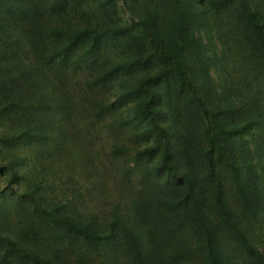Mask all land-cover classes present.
Returning <instances> with one entry per match:
<instances>
[{"label": "rangeland", "instance_id": "1", "mask_svg": "<svg viewBox=\"0 0 264 264\" xmlns=\"http://www.w3.org/2000/svg\"><path fill=\"white\" fill-rule=\"evenodd\" d=\"M53 1H0V131L15 135L9 141H0V262L3 243L11 239L53 263L124 264L127 260L115 236V212L122 216L128 213L127 218L138 211L146 212L149 188L161 181L154 179L146 184L144 172L159 157L136 161V151L151 146L154 133L136 118L137 96L128 94L131 88L127 86L159 67L131 63L126 56V38L121 36L109 40L105 55L110 59L109 66L121 64L120 74L109 80H94L89 69L61 71L50 59L56 42L52 29L61 25L67 30L85 23L121 26L157 13L160 31L177 38L178 12L185 9L206 52L203 66L188 55L191 77L198 94L211 106L231 109L221 115L229 123L244 119V105L235 91L242 77L235 33L222 22L223 16L209 8V0H182L180 4L173 0H73L60 16L50 9ZM18 7L30 15L43 11L38 14L43 18L38 22L28 16L19 19L9 12ZM164 90L158 88L157 93L165 95ZM96 101L108 106L100 118L91 115ZM169 115L166 101L161 98L160 118L166 127L171 125ZM236 147L237 162L243 165L249 183L250 168L261 175L262 164L254 156L252 144L250 151L242 152L241 142L236 140ZM249 163L253 166H245ZM223 175L232 210L251 241L264 253V218L259 214L250 219L243 214L230 175L226 170ZM21 204L32 213L30 217L21 212ZM37 205L46 210L47 220L36 217ZM63 214L89 224L101 234L113 230L110 249L94 251L74 237L60 238L61 228L52 220ZM33 224L38 225L42 236L33 230ZM230 254L241 263L242 255L237 250ZM26 260L14 257L3 263L31 264ZM204 261L203 256H194L190 263Z\"/></svg>", "mask_w": 264, "mask_h": 264}, {"label": "trees", "instance_id": "2", "mask_svg": "<svg viewBox=\"0 0 264 264\" xmlns=\"http://www.w3.org/2000/svg\"><path fill=\"white\" fill-rule=\"evenodd\" d=\"M72 1L54 0L50 9L60 16ZM181 1L173 0L176 4ZM208 6L223 16L222 22L235 33V48L240 53L237 61L242 77L235 91L244 105V119L232 123L221 118L230 108L211 106L198 94L188 55L203 66L206 52L185 9L178 12L177 38L160 31L157 13H148L138 22L121 26L85 23L67 30L61 25L52 29L56 42L50 59L54 68L61 71L89 69L94 80H109L120 74L121 64L109 66L110 59L105 55L109 40L121 36L126 38V56L131 63L159 67L155 73H147L127 86L131 88L128 94L137 96L136 118L154 133L153 144L136 151V161L159 157L144 172L146 184L154 179L161 181L149 188L151 197L146 212L138 211L128 218V213L122 216L115 212V236L127 260L124 264H191L194 256H203L204 264H264V253L251 241L230 206L223 175L224 170L230 175L243 214L250 219L259 214L264 218V189H260L264 185V0H209ZM9 12L19 19L32 17L34 22L43 18L38 15L43 12L40 10L31 15L23 7ZM158 88L165 89V95H159ZM161 98L170 111L169 127L160 118ZM92 108L91 115L97 118L108 110L104 101H96ZM14 136L0 131V141ZM236 140L241 142L242 152L253 148L254 156L262 164L261 175L250 168L249 183L243 165L237 162ZM173 179L176 183H172ZM35 209L36 217L43 218L40 221L47 220L43 207L37 205ZM21 212L27 217L32 215L23 204ZM48 222L61 228L60 238L74 237L94 251L110 249L109 242H113L109 240L113 230L101 234L89 224L64 214L55 215L52 223L49 219ZM37 224L32 228L41 235ZM3 248L0 264L14 257L27 259L25 262L31 264H70L53 263L11 239L3 243ZM233 250L242 255L241 263L230 254Z\"/></svg>", "mask_w": 264, "mask_h": 264}]
</instances>
